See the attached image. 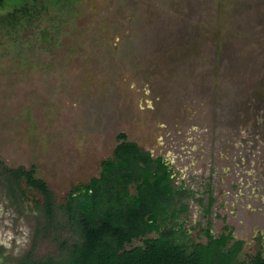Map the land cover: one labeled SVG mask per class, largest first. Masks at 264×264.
<instances>
[{"label": "rangeland", "instance_id": "1", "mask_svg": "<svg viewBox=\"0 0 264 264\" xmlns=\"http://www.w3.org/2000/svg\"><path fill=\"white\" fill-rule=\"evenodd\" d=\"M121 133L163 157L176 184L212 191L214 233L233 227L241 258L254 256L264 239V0L3 3L1 262L36 244L41 200L25 184L13 197L5 169L34 168L63 204L100 176ZM190 203V225H205ZM52 249L39 240L37 253Z\"/></svg>", "mask_w": 264, "mask_h": 264}, {"label": "trees", "instance_id": "2", "mask_svg": "<svg viewBox=\"0 0 264 264\" xmlns=\"http://www.w3.org/2000/svg\"><path fill=\"white\" fill-rule=\"evenodd\" d=\"M117 140L100 176L74 187L63 204L34 168L5 169L13 197L23 193L24 184L41 196L35 202L36 244L15 264H264L261 234L259 251L243 259L246 242L235 237L233 227L214 233L212 191L200 194L184 181L176 184L163 157L155 158L124 133ZM190 200L201 206L205 225H190ZM41 239L53 247L46 254L37 253Z\"/></svg>", "mask_w": 264, "mask_h": 264}]
</instances>
